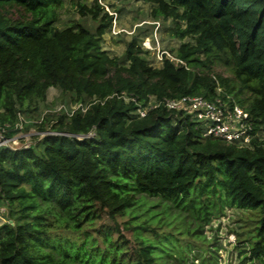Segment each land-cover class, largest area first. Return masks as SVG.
Returning <instances> with one entry per match:
<instances>
[{"label": "trees", "instance_id": "trees-1", "mask_svg": "<svg viewBox=\"0 0 264 264\" xmlns=\"http://www.w3.org/2000/svg\"><path fill=\"white\" fill-rule=\"evenodd\" d=\"M143 1L153 18L171 20L168 31L181 43L169 51L185 65L165 56L155 66L138 34L122 57L112 55L104 36L113 15L99 0L77 1L95 30L77 22L58 28L64 0H0V127L38 112L52 87L68 96L70 110L86 108L49 109L43 138L0 147V264H188L190 245L146 218L145 194L186 210L202 231L225 208L256 211L243 253L264 264V139L239 147L205 136L191 114L162 105L141 117L136 103L228 94L259 131L264 0ZM218 64L233 77L217 73ZM104 216L114 224L96 227ZM119 216L128 217L133 240Z\"/></svg>", "mask_w": 264, "mask_h": 264}, {"label": "rangeland", "instance_id": "rangeland-1", "mask_svg": "<svg viewBox=\"0 0 264 264\" xmlns=\"http://www.w3.org/2000/svg\"><path fill=\"white\" fill-rule=\"evenodd\" d=\"M78 0H64L63 6L59 10L60 20L56 22L58 28L71 26L74 22L87 28L95 30L97 21L90 16H82L77 7ZM81 2L92 4L94 0H80ZM109 13H117L116 31L112 28L104 36V47L112 54L122 57L126 47V42L133 35L138 34L143 45V41L150 38L155 43L157 39L162 49L171 50L177 48L181 43L179 38L172 37L168 31L171 20L165 21L162 18L155 19L151 16L152 5L143 0H99ZM114 20V15H113ZM159 21V25L152 24ZM118 29L122 32L117 33ZM115 31V33H114ZM146 49V48H145ZM149 60L155 65L160 66L161 61L157 56L156 50H150ZM215 71L224 77H233L232 72L222 64L215 65ZM69 98L63 95L61 90L52 87L48 90L45 102L41 103L38 112L33 114L21 115L26 119L24 128L13 134L21 136L13 146L22 147L24 144H33L51 131L50 124H47V131L39 129V124L46 116L47 111L60 110L65 107L70 110ZM64 108V109H65ZM51 122H55L52 120ZM259 135L264 137V126L259 131ZM12 136V135H11ZM141 194H137L140 196ZM145 203L142 208L146 213V218L151 219V225L157 228L158 232L168 234L175 232L178 235L179 243L190 245L186 248L185 255L188 264H252L251 260L244 259L246 255L243 250L248 245L250 232L254 230L258 213L256 211L242 210L238 208H225L224 211L212 218V221L205 225L202 230H197V224L186 210L168 208L166 201L150 195L144 196ZM151 207V209H149ZM149 209V210H148ZM4 206L0 205V224L5 221L3 216ZM142 211V212H143ZM152 215H154L152 217ZM128 217H118V223L124 235L134 238V230L125 229L124 222ZM162 222L158 223V220ZM114 222L104 216L96 222V227L101 225H113ZM97 233V232H96ZM95 233V234H96ZM154 238V233H146Z\"/></svg>", "mask_w": 264, "mask_h": 264}, {"label": "built area", "instance_id": "built-area-1", "mask_svg": "<svg viewBox=\"0 0 264 264\" xmlns=\"http://www.w3.org/2000/svg\"><path fill=\"white\" fill-rule=\"evenodd\" d=\"M114 15L113 29L116 31L117 28V13H110ZM155 25H159V21H154ZM114 31V33H115ZM122 32L118 29L117 33ZM143 47L148 50H156L157 56L162 61L164 57H168L171 60L186 64L183 60L177 58L174 54L166 49H162L159 41L156 39L155 43L149 39L143 41ZM221 92L222 89L218 88ZM126 100L130 98L123 95ZM136 101L135 98H131ZM138 105L137 114L141 117H146L150 111L160 107L165 106L168 110H174L176 112H183L184 114H191L192 117L198 121L204 123L205 126V136H213L221 138L228 143H233L239 147H253L254 138L259 137L264 139L259 135V131L255 132V126L252 118L248 111L241 107L231 95H226V98L221 96H216L214 99L206 98L202 95H186L180 98H166L163 100H155L152 98L149 103L142 104L136 102ZM79 107H83L82 104H78L72 107V110L65 109L72 113ZM61 107V109H64ZM19 118L14 127L9 125L0 127V147L8 146L13 149L21 148L13 146L21 136L16 135L17 132L24 128L26 119L19 113ZM262 128V127H261ZM10 131L16 132L15 135L8 136L7 133ZM91 134V133H90ZM83 137V136H81ZM31 144H24L22 147L30 146Z\"/></svg>", "mask_w": 264, "mask_h": 264}]
</instances>
